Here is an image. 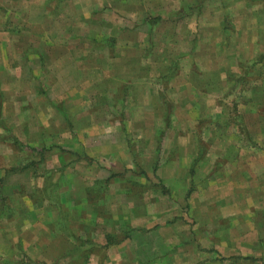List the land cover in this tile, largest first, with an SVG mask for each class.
Listing matches in <instances>:
<instances>
[{
    "label": "crops",
    "instance_id": "1",
    "mask_svg": "<svg viewBox=\"0 0 264 264\" xmlns=\"http://www.w3.org/2000/svg\"><path fill=\"white\" fill-rule=\"evenodd\" d=\"M97 2L0 0V136L7 129L19 139L25 135L28 148L34 147L38 155L46 148L51 149L50 154L57 158H52L51 164L55 170L64 171V176L78 160L66 158L71 153L77 154L81 157L78 162L87 161L94 173L91 183L105 180L116 185L120 181L112 177L118 172L117 161L104 163L87 148L100 150L105 137L118 141L122 133L135 131L145 146L154 145L153 152H157L156 141L165 117L155 110V105L161 103L159 97L165 94L162 84L166 76L162 74L171 64L169 60L172 66H178L174 80L180 79L174 84L172 78L169 89L175 93V104L179 107L172 117L176 122L173 135L181 154L196 156L201 105H207L211 97H222L225 92L226 84L220 91L212 92L208 79L211 72L218 70L225 82L228 79L243 82L241 89H249L252 98V102L245 100V104L264 108V77H260L262 70H258L262 57L264 62V0H105L99 7ZM163 56H169V60ZM119 88L124 91H118ZM80 93L95 98L109 93L118 102L130 104L131 114L124 118H130L131 122H125L120 113H112L108 119L99 114L96 122L87 125L80 122L84 116L98 113L75 115L71 118V129L80 138L56 148L43 135L51 129L63 135L68 125L63 111H57L58 102ZM85 133L93 143L84 141ZM210 135L216 140L208 142L206 153L197 163L193 159L190 163L180 159L159 168L172 167L173 176L171 179L161 176L162 187L156 191V200L164 199L161 190L173 187L180 199L189 202L192 224L165 225L164 212L156 211V223L144 227L153 213H148V205L144 203H141L144 210L135 217L120 213L123 207L131 212L133 207L137 208L133 201L138 198L119 184L118 188L109 186V190L102 192L103 197L86 194L85 199L92 196L98 203L111 199L103 210L112 219L123 215L120 224L107 226L100 214L101 203L96 208L92 202V211L83 219L85 224L92 223L91 230L80 224V219L70 226L66 236L56 238L63 230L53 227V219L38 221L43 237L39 234L36 241L26 244L27 254L33 260L44 258L52 264H78L79 260L83 264H100L103 250L106 259L114 264L131 263L134 253V259L140 258L139 264H264V145L259 148L255 144L248 147L228 143L229 135L217 127L206 130L205 136ZM8 149V142L0 138V159L11 162ZM81 150L87 155L81 156ZM85 157L88 160H83ZM180 162L184 165L179 166ZM44 163L47 167L49 161L46 159ZM194 164L193 174L179 170L181 166ZM124 165L131 166L127 161ZM155 167L144 166V170ZM183 179L189 181L188 188L183 189ZM200 196L204 200L201 205ZM143 198L146 199V194ZM117 202L122 203L120 208ZM196 210L205 215L212 210V221L199 223ZM124 224L131 226L129 236L118 244L107 245L106 235L114 231L121 234ZM140 224L144 226L138 227ZM171 227L173 238L166 241L164 231ZM150 234L157 237L156 247L130 240L140 237L145 241ZM122 243L128 247L121 248ZM135 247L140 248V254L133 250ZM148 248L157 250L148 252L149 257L144 258L143 250ZM51 252L57 254L48 256Z\"/></svg>",
    "mask_w": 264,
    "mask_h": 264
},
{
    "label": "rangeland",
    "instance_id": "2",
    "mask_svg": "<svg viewBox=\"0 0 264 264\" xmlns=\"http://www.w3.org/2000/svg\"><path fill=\"white\" fill-rule=\"evenodd\" d=\"M103 1L105 0H98L99 3L97 2V7L101 6ZM97 7L94 5L93 8L97 9ZM163 57L165 60H169V56ZM260 60L261 63L258 65V70H262L260 77H264L263 57ZM169 61L171 64L166 66V71L162 74L166 76L165 84H162L165 85V88H162V94H165L162 97H159V102L161 103L159 104L157 102L158 104L155 105V110H157L158 113L163 114V117H165L164 126H160L161 133L159 141H156V143H158V150L156 149L157 152H153L154 145L145 146L143 138H141L135 131L131 132L133 134L128 131L125 134L122 133L120 137H117L119 138L118 141H115V137H105L106 142L102 144L100 150L93 148V146L87 148L92 154L94 153L100 156V159L104 163L108 162V160H110V162L117 161L118 165H116L115 171L118 172L116 177H112L113 180L117 179L120 181L116 185H111L105 180H101L100 182L95 183V185L91 183L90 180L94 173L89 170L91 168L88 167L87 161L78 162L81 157L74 153L69 154L66 159L68 161L78 160L68 167L64 176V171L61 172L59 169L55 170V166H52L51 164L52 158L57 159L54 154L53 156L50 154L52 151L51 149L48 150V148H46V151L41 153V155H38L37 152L34 154L28 148L29 142L25 135H20L19 139L14 134V136H12L9 129L2 132L0 138H5L10 145L7 154H12V157L11 162H8L5 158L0 159V264H52L48 259L46 260L44 258H35V260L31 259L25 249L26 244L36 241L39 234L43 237L42 228L37 224L38 221L44 223V221H50V219H53V227L57 230H63L61 234L57 231L60 235L55 233L56 230L54 231L56 238L66 236L71 229L70 226L72 227L79 223L80 219V224L85 226L86 229L91 230L93 228L91 226L92 223L88 222L85 224L83 223V219L86 218L90 211H92V202H95L96 208L97 205L101 203L100 208L103 210L105 209V205L112 202V200L106 198V201L101 200L99 201L100 203H98V201H95L97 199H93L94 201L91 199L92 196L85 199L86 194H92L96 198H98V196L103 197L102 192L109 190V186L119 187L120 184L133 191L136 194L135 197L138 198L137 201L134 197L135 201H133L137 208L133 207L131 212L128 208L123 207V211L120 213H126L135 217V215L144 210L142 205H148V213H153L148 216L149 223L145 226L140 224L138 227H146L153 225L152 223H156V211H159V213L164 212L165 218L163 222L165 225L171 226L180 223L192 224L193 222L189 220V202L185 201L183 198L180 199L179 193L175 192L173 187L169 186V188H167L168 190H161L164 199H160L159 201L156 200V191L160 190V186L162 187L161 176L164 175L168 179H171L173 176L172 167H165L161 170H159V168L163 165H167L173 160L179 161L180 159L185 160L186 163H190V160L193 159V161L197 163L206 153L205 147H207L206 145L208 142L211 143L213 140H216V137L213 135L208 137L205 136L206 130L211 127H217L223 134L229 135L228 143L237 142L249 145L248 147L255 144L257 147L262 148L259 145H264V108L262 106L254 107L246 105L245 100L252 102V98L248 93L249 89H246V87L244 90L241 89L243 82L237 81V79L236 81L228 79V81L225 82L220 78V72L215 70L208 74V79L214 89L212 92L220 91V88L224 87L226 84V89H224L225 92H223L224 94L222 97H211L210 99H207V105H201V114L197 124L198 136L196 143L198 151L196 156L191 158L188 153L181 154L176 145V137L173 135L176 122L172 117L174 112H179V107L175 104V93L173 94V92H171L172 88L169 89L170 80L172 78L173 81L171 80V82L174 84H178V80L180 79L177 78L174 80V76L177 73L175 69H177L178 66H172V61ZM168 67H170L169 70H167ZM192 79V81H195L194 78ZM117 90L124 91V89L120 88ZM207 98L209 97L207 96ZM202 99L205 101V98ZM58 104L61 110L58 109L57 111H63L62 113L65 114L64 117L66 116V125H68V127L66 128V131L63 130V135H61V133L56 134L53 129L49 131L46 130V134L43 135V137H48L47 143H50L51 141V145L56 148L58 145L72 143L75 138H80L75 134L76 132L71 129V118L75 115L83 113H91L94 115L93 113H98L97 116L91 117L89 116L90 114L84 116L85 119H82L80 122H84L87 125L96 122L99 119V114H103V117L108 119L107 117L112 113H120L125 122H131L130 118L125 119L124 117H126L125 115L128 117V115L131 114L133 107L130 106V104H123V102L120 101L118 102V100L112 98L109 93L100 94V97L96 98L93 97V95L90 97L86 93L74 94L61 100ZM210 109H212V111H210ZM103 127L104 126H101L100 128ZM135 128H137L136 125ZM21 131H23V128ZM87 136V133H85L86 140L84 141L93 143L92 139ZM206 138L208 140H206ZM210 139L212 140L210 141ZM37 140L38 137L35 141ZM126 148L128 151L124 153V149ZM80 153L81 156L87 155L84 154L82 150ZM50 155L52 157H50ZM85 158L86 159L83 160H88V157ZM46 159L49 161L47 167H53L50 170L44 165ZM36 160L38 161L37 164L34 163ZM125 161L131 165L129 168L124 165ZM150 165L152 167L156 165V167L154 169H149V171L144 170V166L149 168ZM178 165H184V163L180 162ZM188 166L189 165L185 167L181 166L179 170L193 174L195 171V164L193 166L191 165V167L189 166V169ZM24 169L25 171H23ZM121 179L123 182H121ZM183 181V189L188 188L189 181L184 179ZM177 184L179 185V183ZM153 188L155 191L152 190ZM64 194L67 195V198L65 199ZM144 194H146V199L144 200L143 198L142 200L141 198L144 197ZM201 195L204 196V193ZM60 197H62V199ZM201 199L202 196L199 197V200ZM203 202L204 200L198 201L200 205ZM121 205L122 203L117 202V207L120 208ZM155 206L159 207L156 209ZM212 212L213 211L210 210L209 213L207 212L205 215L203 211L196 210L195 215L199 216V223L210 222L213 217ZM100 214L104 217L102 220H104L107 226H110L115 222L120 224L121 221H123V215H120V218L118 219H112V216L104 210L101 211ZM36 215H39V218H37ZM124 226L125 227L121 228L123 231L121 234L114 231V234L117 233V235L115 234L117 240L123 236H129V232L132 231L129 224H124ZM114 227V229H116L115 224ZM171 229L172 227L169 229L167 228V230L164 231L166 241L173 238L174 231ZM144 232L147 233V231H142L143 234ZM147 237L148 239L145 241L144 238L140 237L132 238L130 240H136L138 243L141 242V244L145 243L146 245H151V247H156L157 237L155 234H150ZM138 245H140V243ZM127 247L128 244H126V246L123 245V243L121 244V248ZM133 250L138 251L140 254V248L138 249L135 247ZM133 250L129 253H132ZM155 250H157V248ZM155 250L152 248H148L145 251L143 250L144 258L149 257L148 252ZM55 254L57 253L51 252L47 255L53 256ZM134 254L131 257L132 261L129 264H139L137 263V259L140 258L139 256H136L134 259ZM101 256L103 257V260L100 264H114L106 259L107 254L105 250H103ZM78 264L83 263L79 260Z\"/></svg>",
    "mask_w": 264,
    "mask_h": 264
},
{
    "label": "trees",
    "instance_id": "3",
    "mask_svg": "<svg viewBox=\"0 0 264 264\" xmlns=\"http://www.w3.org/2000/svg\"><path fill=\"white\" fill-rule=\"evenodd\" d=\"M31 150H32V152H35L36 149L34 147L33 148L31 147ZM127 236L128 235L123 236L122 238H120L119 240H117L116 239V236L113 233L112 234H108V235H106L107 245H109V244H118L121 241H123Z\"/></svg>",
    "mask_w": 264,
    "mask_h": 264
}]
</instances>
